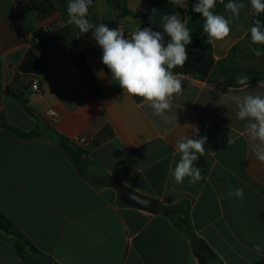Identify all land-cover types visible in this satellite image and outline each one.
<instances>
[{
  "label": "crops",
  "instance_id": "1",
  "mask_svg": "<svg viewBox=\"0 0 264 264\" xmlns=\"http://www.w3.org/2000/svg\"><path fill=\"white\" fill-rule=\"evenodd\" d=\"M150 1L92 0L87 19L123 24L132 34L144 28ZM185 2L180 20L191 40H207L205 18L192 11L198 0ZM233 2L245 7L232 17L230 34L211 44L214 69L221 61L225 70L239 65L248 85L174 73L182 91L154 115L111 79L91 32L59 13L41 18L29 0H0V213L41 252L33 257L38 264H202L201 242L222 264H264L254 251L264 246V162L251 151L248 118L236 117L244 97H264L257 77L264 56L250 50L249 0ZM225 4L216 0L212 11L228 18ZM34 78L41 95L31 89ZM192 125L208 138L194 162L204 179L175 184V143L192 135ZM60 137L80 149L65 150ZM122 187L157 199L159 211L128 203ZM237 188L243 199L227 195ZM162 207L188 219L193 234ZM0 264H28L1 231Z\"/></svg>",
  "mask_w": 264,
  "mask_h": 264
},
{
  "label": "clouds",
  "instance_id": "2",
  "mask_svg": "<svg viewBox=\"0 0 264 264\" xmlns=\"http://www.w3.org/2000/svg\"><path fill=\"white\" fill-rule=\"evenodd\" d=\"M176 8H184L185 0H174ZM223 3V0H221ZM254 16L264 13V0H249ZM92 0H68L67 15L69 25H75L82 34L92 33V38L102 50L101 61L111 73L123 92L129 96L140 97L147 101L153 109L154 115H161L171 108V98L182 91L181 81L171 71L178 66H184L188 55L186 46L191 44V35L187 27L180 20L178 11L164 14L161 18L163 29L154 31L153 17L149 23L153 26L138 28L131 37H127L119 27L110 28L108 24L96 25L87 19L89 6ZM216 0H198L192 11L205 18L203 33L207 34L206 44L227 37L231 28L232 17H239L240 10L245 7L243 3L229 0L224 5L230 16L212 11ZM165 33L170 41L164 43ZM250 50L256 57L264 56V50L251 45H264V23L259 19L253 22L250 28ZM235 83L248 85L247 75H237ZM236 117L239 120L248 118L246 129L249 135L250 148L253 155L260 162H264V97L247 95L237 104ZM192 135H185L175 143V152L180 153V160L174 168H170V175L175 184H182L189 178V184H195L204 179L201 169L194 165L206 152L207 136L199 135V128L192 125ZM228 143H235L229 139ZM175 154V153H174ZM243 199L244 190L237 188L227 193ZM254 251L258 257H264V246L256 244Z\"/></svg>",
  "mask_w": 264,
  "mask_h": 264
},
{
  "label": "trees",
  "instance_id": "3",
  "mask_svg": "<svg viewBox=\"0 0 264 264\" xmlns=\"http://www.w3.org/2000/svg\"><path fill=\"white\" fill-rule=\"evenodd\" d=\"M33 7L38 11L41 18H47L52 16L55 13L61 14L62 17L68 18L67 15V4L68 0H29ZM234 1V0H233ZM151 7L150 10L142 16L144 19V27L153 26L149 23V18L152 16L153 20L155 22V26L159 23H162L161 18L164 14H172L176 11L183 12V8H176L175 2H172L170 0H151ZM219 3H222L221 0H218ZM229 0H223V3H228ZM253 22L256 19H259L262 23H264V13L260 14L259 16L252 15ZM153 26V29L154 27ZM46 30L42 29L37 31L32 39L41 38L45 35ZM206 39L202 37L201 39L192 41L191 44L186 46V49L191 51H203L208 57L213 58L212 55V47L211 45H208L205 43ZM264 47V45H263ZM100 58L102 57V54L98 52ZM223 61L217 63V67L214 69L212 75L209 77L208 80L210 81H216L218 79V74L221 72V68ZM173 73H183V74H192L196 77H198V74L183 68L182 66H178L174 69H172ZM261 80H264V75L261 76V78H258ZM219 80V79H218ZM18 99L25 105H27V102L18 97ZM137 101H143L140 97H135ZM12 130L18 132V130L11 128ZM19 133V132H18ZM21 135V133H20ZM22 136V135H21ZM24 137V136H23ZM30 137V136H26ZM60 144L61 146L67 150V151H74L72 147L69 146V141L63 137H60ZM118 187H121V185L118 182H115ZM161 212L165 214L166 216H171L176 221L184 227L185 231L189 234H193L192 228L189 224L188 219H179L177 218V212L174 208L171 207H162ZM0 231L4 233L7 236H10L11 241L13 242V245L18 252V254L23 258V260L28 264H38L37 260H34V255L39 256L42 255L41 252L36 248V246L25 236V234L6 216L2 215L0 213ZM202 243V251H200L199 255L200 258L203 259L204 257L208 256L211 257L215 261H219V258L212 252V250L204 243ZM44 261V260H40Z\"/></svg>",
  "mask_w": 264,
  "mask_h": 264
},
{
  "label": "water",
  "instance_id": "4",
  "mask_svg": "<svg viewBox=\"0 0 264 264\" xmlns=\"http://www.w3.org/2000/svg\"><path fill=\"white\" fill-rule=\"evenodd\" d=\"M162 23L157 24L154 27V31L163 32L162 27L160 26ZM170 41V37L165 33L164 43L166 44ZM186 53L188 55V59L185 62V65L182 66L185 69L191 70L198 74L201 79H208L215 67V60L213 58L208 57L203 51H191L186 49ZM69 146L74 149H80L79 146L69 142ZM121 194L125 198V200L135 206H138L147 211L157 213L159 211L160 204L157 199L141 194L134 190L128 188H121ZM202 264H222L219 261L213 260L211 257H204L202 259Z\"/></svg>",
  "mask_w": 264,
  "mask_h": 264
},
{
  "label": "rangeland",
  "instance_id": "5",
  "mask_svg": "<svg viewBox=\"0 0 264 264\" xmlns=\"http://www.w3.org/2000/svg\"><path fill=\"white\" fill-rule=\"evenodd\" d=\"M62 21H68V18H64L62 19ZM242 69L240 68L239 65H232L229 69H222L221 72L217 75L218 79L221 81H227V82H234L235 83V78L237 75H241L243 76V74H241ZM261 74L257 75V77L261 78Z\"/></svg>",
  "mask_w": 264,
  "mask_h": 264
},
{
  "label": "built area",
  "instance_id": "6",
  "mask_svg": "<svg viewBox=\"0 0 264 264\" xmlns=\"http://www.w3.org/2000/svg\"><path fill=\"white\" fill-rule=\"evenodd\" d=\"M117 27H119V29H120L121 31H123L127 37H129V38L131 37V33L128 32V31L126 30V28H125V26H124L123 24H119ZM31 89H32V91H33L35 94L41 95V93H42V89H41V82H40L39 79L34 78V79L31 81ZM48 115H49V116H54V112H53V110H49V111H48Z\"/></svg>",
  "mask_w": 264,
  "mask_h": 264
}]
</instances>
